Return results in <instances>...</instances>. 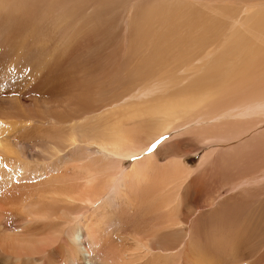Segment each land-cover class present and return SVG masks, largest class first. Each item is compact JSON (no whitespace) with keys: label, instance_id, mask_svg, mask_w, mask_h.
I'll return each instance as SVG.
<instances>
[{"label":"bare ground","instance_id":"obj_1","mask_svg":"<svg viewBox=\"0 0 264 264\" xmlns=\"http://www.w3.org/2000/svg\"><path fill=\"white\" fill-rule=\"evenodd\" d=\"M198 67L184 75L189 77ZM244 68L249 70L248 65ZM237 70V64L211 67L209 84L197 92L200 95H186L182 82L172 100L167 90H157L153 97L144 88L140 95L124 96L105 116L88 112L81 119L65 120V110L25 113L12 105L0 115V264H44L49 253L58 251L72 257L69 264H77L78 258L83 264H217L212 249L219 248V241L221 254L225 244L226 251L234 252L233 244L242 241L240 232L229 234L218 224L235 229L236 220L225 222L220 214L226 202H249L246 179H230L227 198L200 202L194 182L199 177L194 178L184 158L193 148L243 137L251 129V114L258 115V122L264 118V100L250 109L249 100L240 99L216 76ZM143 96L145 101H140ZM253 136L258 152L264 133ZM161 137L167 139L158 150L182 140L189 151L159 161L158 150L147 154L146 148ZM239 154L237 164L232 161L238 156H229L225 162L231 165L221 166L207 153L196 168L219 169L218 181L227 174H244L249 146ZM133 156L139 159L133 161ZM190 197L195 209L181 219L178 210ZM34 237L38 239L31 241ZM164 237L170 242L158 241Z\"/></svg>","mask_w":264,"mask_h":264},{"label":"rangeland","instance_id":"obj_2","mask_svg":"<svg viewBox=\"0 0 264 264\" xmlns=\"http://www.w3.org/2000/svg\"><path fill=\"white\" fill-rule=\"evenodd\" d=\"M196 64L201 72L197 68L186 77L184 72ZM233 64L240 70L216 76L240 99L249 100L252 109L264 100V0H0V115L13 105L25 113L65 110V120L81 119L88 112L105 116L108 110L114 112L111 108L124 96L140 95L145 89L152 91L153 97L157 90H167L172 100L182 82L185 94H196L209 84L211 67ZM247 65L249 70L244 68ZM180 75L183 78L175 80ZM75 96L85 97V101ZM249 120L251 129L243 137L193 148L184 158L194 178L199 177L194 182L200 202L214 196L225 199L234 177L246 179L249 202H226L220 214L225 222L236 220L237 228L218 224L229 234L240 232L239 242L242 240L246 249L238 243L230 252L225 244L221 254L223 242H217L219 248L212 249L216 259L212 262L217 264H264V146L257 152L258 141L252 139L264 133V118L258 122V115L251 114ZM183 144L182 140L170 141L155 150L160 155L157 158L160 161L188 152ZM248 146L249 168L244 174H227L225 180L218 181L219 169L211 165L196 168L207 153L221 166L231 165L225 162L227 157L238 156L232 161L237 164L239 153L247 152ZM128 166L124 163V168ZM192 199H185L179 218H187L195 209ZM240 208L245 209L241 216ZM166 238L158 241L169 243ZM57 254L49 253L44 264H69L72 260L63 251ZM81 263L84 260L78 258L77 264Z\"/></svg>","mask_w":264,"mask_h":264},{"label":"snow or ice","instance_id":"obj_3","mask_svg":"<svg viewBox=\"0 0 264 264\" xmlns=\"http://www.w3.org/2000/svg\"><path fill=\"white\" fill-rule=\"evenodd\" d=\"M165 139H167V137H161L149 144L146 148V153L152 154ZM131 159L134 161L136 159H139V157L133 156Z\"/></svg>","mask_w":264,"mask_h":264}]
</instances>
